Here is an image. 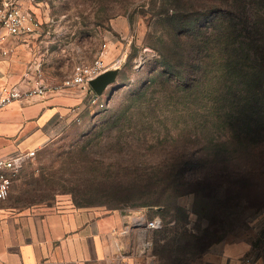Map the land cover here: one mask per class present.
<instances>
[{
	"label": "rangeland",
	"instance_id": "rangeland-1",
	"mask_svg": "<svg viewBox=\"0 0 264 264\" xmlns=\"http://www.w3.org/2000/svg\"><path fill=\"white\" fill-rule=\"evenodd\" d=\"M202 1L20 0L32 31L13 39L11 58L25 84L62 87L75 66L102 55L118 74L102 94L104 108L85 100L76 122L33 149L5 202L158 216L163 228L149 234L150 264H211L238 242L248 243L250 263L264 264V113L244 111L239 100L227 117L222 108L233 104L220 99L222 114L210 116L203 95L183 87L196 55L169 17ZM166 60L186 77L166 74Z\"/></svg>",
	"mask_w": 264,
	"mask_h": 264
},
{
	"label": "crops",
	"instance_id": "crops-1",
	"mask_svg": "<svg viewBox=\"0 0 264 264\" xmlns=\"http://www.w3.org/2000/svg\"><path fill=\"white\" fill-rule=\"evenodd\" d=\"M11 37L2 43L0 95L4 88L28 90ZM79 89L53 91L45 98L21 99L0 110V157L33 150L47 136L76 122L85 103ZM80 107V109H79ZM75 110V111H73ZM120 211L98 213L18 209L0 201V264H150V231L132 228ZM238 242L225 245L211 264H252L249 247L240 255Z\"/></svg>",
	"mask_w": 264,
	"mask_h": 264
},
{
	"label": "trees",
	"instance_id": "trees-1",
	"mask_svg": "<svg viewBox=\"0 0 264 264\" xmlns=\"http://www.w3.org/2000/svg\"><path fill=\"white\" fill-rule=\"evenodd\" d=\"M171 13V24L179 23L181 27L175 37L184 39L190 54L196 55L187 62L196 73L186 75L189 81L183 87L192 95H203L202 112L220 115L217 101L221 99L233 104L222 108L227 117H232L236 113L235 101L242 100L247 102L244 111L253 109L261 117L264 113V0H203L197 9L175 7ZM209 50L214 56L209 55ZM164 66L166 74L180 79L186 77L172 61L166 60ZM211 80L214 91L208 89ZM202 88L206 92L199 91ZM258 125L264 128L263 118Z\"/></svg>",
	"mask_w": 264,
	"mask_h": 264
},
{
	"label": "built area",
	"instance_id": "built-area-1",
	"mask_svg": "<svg viewBox=\"0 0 264 264\" xmlns=\"http://www.w3.org/2000/svg\"><path fill=\"white\" fill-rule=\"evenodd\" d=\"M32 31V24L28 12L24 9L20 0H0V57L7 55V51L1 46L4 41L11 37H17ZM120 66V65H119ZM118 67H110L104 60L103 55L90 64L75 66L72 76L64 82L62 87L49 88L38 82L28 90H19L16 87L4 88L0 95V110L8 105L35 97L45 98L50 92L79 89L85 94V99L92 106L102 109L105 102L97 96L90 82L101 74ZM75 111V110H73ZM35 155L33 150H25L8 157H0V201L6 200L10 195L14 179L23 169L24 163ZM132 228H143L150 232L160 231L163 223L160 217L149 219L146 215H135L131 222Z\"/></svg>",
	"mask_w": 264,
	"mask_h": 264
},
{
	"label": "water",
	"instance_id": "water-1",
	"mask_svg": "<svg viewBox=\"0 0 264 264\" xmlns=\"http://www.w3.org/2000/svg\"><path fill=\"white\" fill-rule=\"evenodd\" d=\"M118 70H110L101 74L98 78L90 82L92 89L95 91L97 96L101 97L104 91L116 81Z\"/></svg>",
	"mask_w": 264,
	"mask_h": 264
}]
</instances>
